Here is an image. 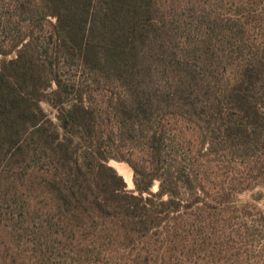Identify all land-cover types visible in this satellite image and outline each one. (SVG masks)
<instances>
[{
    "label": "trees",
    "instance_id": "obj_1",
    "mask_svg": "<svg viewBox=\"0 0 264 264\" xmlns=\"http://www.w3.org/2000/svg\"><path fill=\"white\" fill-rule=\"evenodd\" d=\"M0 56V264H264V0H0Z\"/></svg>",
    "mask_w": 264,
    "mask_h": 264
},
{
    "label": "rangeland",
    "instance_id": "obj_2",
    "mask_svg": "<svg viewBox=\"0 0 264 264\" xmlns=\"http://www.w3.org/2000/svg\"><path fill=\"white\" fill-rule=\"evenodd\" d=\"M2 60H3V57L0 56V63H1ZM41 105H42L43 109L45 110V112H47L49 114V116L54 120V122L58 123L57 110L52 105H50L47 101H43L41 103ZM109 163H110V165L115 167L120 174H121L122 171H123V173H127L128 174V172H129L131 174L132 183H128V181L126 179L125 180L127 181L128 188L129 189H134L135 185H134V182H133V170H132V168L126 162H123V161L110 160ZM153 190L154 191L158 190V184H156L154 186ZM259 190H260V188H257V189H255L253 191H246V192L242 193L239 198L241 199V201H244V202L245 201H251V200L254 199V197L259 192ZM258 205L260 207L264 208V199L259 201Z\"/></svg>",
    "mask_w": 264,
    "mask_h": 264
},
{
    "label": "bare ground",
    "instance_id": "obj_3",
    "mask_svg": "<svg viewBox=\"0 0 264 264\" xmlns=\"http://www.w3.org/2000/svg\"><path fill=\"white\" fill-rule=\"evenodd\" d=\"M125 170V169H124ZM121 174L124 175L125 179L128 181V183H132V180H131V174L128 172L127 173H123V171L121 172Z\"/></svg>",
    "mask_w": 264,
    "mask_h": 264
},
{
    "label": "water",
    "instance_id": "obj_4",
    "mask_svg": "<svg viewBox=\"0 0 264 264\" xmlns=\"http://www.w3.org/2000/svg\"><path fill=\"white\" fill-rule=\"evenodd\" d=\"M124 177V176H123ZM127 182V181H126Z\"/></svg>",
    "mask_w": 264,
    "mask_h": 264
}]
</instances>
